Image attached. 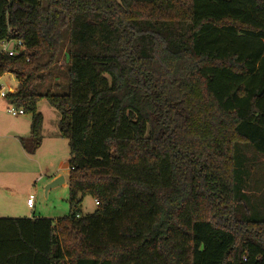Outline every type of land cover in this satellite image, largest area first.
<instances>
[{
  "label": "trees",
  "instance_id": "obj_1",
  "mask_svg": "<svg viewBox=\"0 0 264 264\" xmlns=\"http://www.w3.org/2000/svg\"><path fill=\"white\" fill-rule=\"evenodd\" d=\"M5 41L20 142L47 100L70 176L67 217L0 218V264H264V0H0Z\"/></svg>",
  "mask_w": 264,
  "mask_h": 264
},
{
  "label": "rangeland",
  "instance_id": "obj_2",
  "mask_svg": "<svg viewBox=\"0 0 264 264\" xmlns=\"http://www.w3.org/2000/svg\"><path fill=\"white\" fill-rule=\"evenodd\" d=\"M15 47L14 43L8 45ZM4 43L0 42V54L5 51ZM53 79L48 85L53 88L54 94H67V69L65 61L52 70ZM58 78L56 82H53ZM18 82L12 75H5L0 80V90L4 87L5 93L16 90ZM5 99L0 98V218H47L57 220L69 215V187L70 153L68 141L60 136V113L50 106L47 100L38 104V111L43 115L42 145L34 155H29L21 144L22 138H27L31 130V116L14 117L5 111V107H13ZM24 132L21 138L10 136V129ZM26 134V135H24ZM263 160V161H261ZM254 170V169H253ZM264 174V159L254 173ZM58 178H64L65 183L46 192V187ZM264 188V179L259 181ZM259 188V187H258ZM257 188V189H258ZM256 197V188L249 192ZM32 199L34 205L29 208L27 201ZM97 209L96 201L86 197L80 207L82 216L92 215Z\"/></svg>",
  "mask_w": 264,
  "mask_h": 264
},
{
  "label": "built area",
  "instance_id": "obj_3",
  "mask_svg": "<svg viewBox=\"0 0 264 264\" xmlns=\"http://www.w3.org/2000/svg\"><path fill=\"white\" fill-rule=\"evenodd\" d=\"M4 43L5 45V51L4 53L8 54L10 57H17L19 55H23L25 54L26 52V48H25V45L23 44V42L21 41H5V42H2ZM10 43H14L15 44V47L13 49H9L8 45ZM16 90H11L9 92V94L11 93H15ZM8 94L5 93V89L4 87H1V90H0V98L1 99H5L7 97ZM7 113L14 116V117H18V116H24V111L23 110H17L15 107H9L7 108ZM27 205L32 208L33 205H34V202L32 201V199H29L27 201Z\"/></svg>",
  "mask_w": 264,
  "mask_h": 264
},
{
  "label": "water",
  "instance_id": "obj_4",
  "mask_svg": "<svg viewBox=\"0 0 264 264\" xmlns=\"http://www.w3.org/2000/svg\"><path fill=\"white\" fill-rule=\"evenodd\" d=\"M65 183L64 178H58L55 181H53L52 183H50L47 187H46V192L48 193V191L62 185Z\"/></svg>",
  "mask_w": 264,
  "mask_h": 264
},
{
  "label": "crops",
  "instance_id": "obj_5",
  "mask_svg": "<svg viewBox=\"0 0 264 264\" xmlns=\"http://www.w3.org/2000/svg\"><path fill=\"white\" fill-rule=\"evenodd\" d=\"M9 75V74H8ZM13 76V75H12ZM7 102V101H6ZM6 102H5V104H6ZM7 108H9V107H5V111H7ZM24 133V132H20L18 129H14V128H11L10 129V136H12L13 138H15V139H19V138H21V135ZM24 135H26V134H24ZM29 207V206H28ZM30 208V207H29Z\"/></svg>",
  "mask_w": 264,
  "mask_h": 264
}]
</instances>
